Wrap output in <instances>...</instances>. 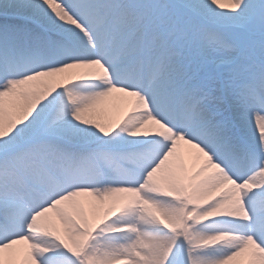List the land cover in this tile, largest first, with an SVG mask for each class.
<instances>
[{
    "label": "snow or ice",
    "instance_id": "snow-or-ice-1",
    "mask_svg": "<svg viewBox=\"0 0 264 264\" xmlns=\"http://www.w3.org/2000/svg\"><path fill=\"white\" fill-rule=\"evenodd\" d=\"M0 264H264V0H0Z\"/></svg>",
    "mask_w": 264,
    "mask_h": 264
}]
</instances>
